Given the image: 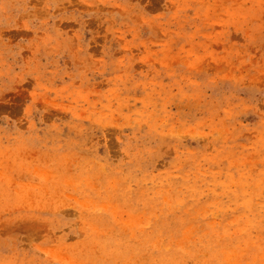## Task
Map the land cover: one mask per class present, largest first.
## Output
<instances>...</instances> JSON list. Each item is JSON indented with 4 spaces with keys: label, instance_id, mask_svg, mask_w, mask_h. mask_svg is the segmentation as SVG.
Instances as JSON below:
<instances>
[{
    "label": "rangeland",
    "instance_id": "374dc122",
    "mask_svg": "<svg viewBox=\"0 0 264 264\" xmlns=\"http://www.w3.org/2000/svg\"><path fill=\"white\" fill-rule=\"evenodd\" d=\"M0 264H264V0H0Z\"/></svg>",
    "mask_w": 264,
    "mask_h": 264
}]
</instances>
